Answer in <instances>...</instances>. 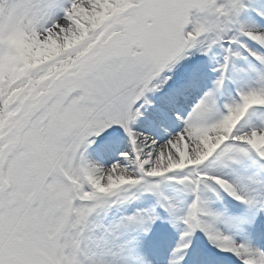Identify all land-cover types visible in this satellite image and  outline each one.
Listing matches in <instances>:
<instances>
[{
    "label": "snow or ice",
    "instance_id": "1",
    "mask_svg": "<svg viewBox=\"0 0 264 264\" xmlns=\"http://www.w3.org/2000/svg\"><path fill=\"white\" fill-rule=\"evenodd\" d=\"M0 264H264V0H0Z\"/></svg>",
    "mask_w": 264,
    "mask_h": 264
}]
</instances>
